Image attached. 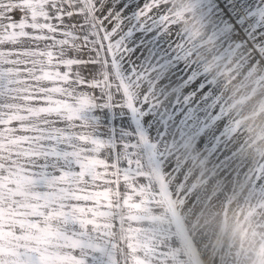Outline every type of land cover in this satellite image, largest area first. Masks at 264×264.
I'll return each mask as SVG.
<instances>
[{
	"label": "snow or ice",
	"instance_id": "obj_1",
	"mask_svg": "<svg viewBox=\"0 0 264 264\" xmlns=\"http://www.w3.org/2000/svg\"><path fill=\"white\" fill-rule=\"evenodd\" d=\"M201 9L264 66V0ZM174 23L161 0H0V264H184L156 227L179 176L159 146L171 123L223 168L236 129Z\"/></svg>",
	"mask_w": 264,
	"mask_h": 264
},
{
	"label": "rangeland",
	"instance_id": "obj_2",
	"mask_svg": "<svg viewBox=\"0 0 264 264\" xmlns=\"http://www.w3.org/2000/svg\"><path fill=\"white\" fill-rule=\"evenodd\" d=\"M161 3L175 21L172 33L187 40L190 63L215 81L236 135L224 153L234 154L229 166L214 167L216 157L203 151L202 141L188 129L181 135L169 123L159 152L179 176L175 183L167 180L173 195L156 206V227L178 239L184 264H264V191L254 187L253 175L257 165H264V66H242L237 56L222 51L223 41L212 35L201 0Z\"/></svg>",
	"mask_w": 264,
	"mask_h": 264
},
{
	"label": "bare ground",
	"instance_id": "obj_3",
	"mask_svg": "<svg viewBox=\"0 0 264 264\" xmlns=\"http://www.w3.org/2000/svg\"><path fill=\"white\" fill-rule=\"evenodd\" d=\"M240 163V162H239ZM231 176V175H230ZM216 178V177H215ZM212 179V178H211ZM214 183V182H213Z\"/></svg>",
	"mask_w": 264,
	"mask_h": 264
}]
</instances>
